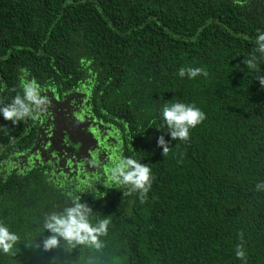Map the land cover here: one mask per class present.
I'll use <instances>...</instances> for the list:
<instances>
[{
    "label": "trees",
    "instance_id": "trees-1",
    "mask_svg": "<svg viewBox=\"0 0 264 264\" xmlns=\"http://www.w3.org/2000/svg\"><path fill=\"white\" fill-rule=\"evenodd\" d=\"M257 28L264 0H0V106L20 94L23 68L51 103L74 106L97 143L86 168H63L35 150L40 114L0 117V222L19 236L0 264H264ZM253 55L258 72L244 63ZM174 102L205 114L186 140L160 116ZM126 159L151 170L143 194L111 178ZM75 197L93 223L109 219L100 249L37 250L44 218Z\"/></svg>",
    "mask_w": 264,
    "mask_h": 264
},
{
    "label": "clouds",
    "instance_id": "clouds-1",
    "mask_svg": "<svg viewBox=\"0 0 264 264\" xmlns=\"http://www.w3.org/2000/svg\"><path fill=\"white\" fill-rule=\"evenodd\" d=\"M255 50L260 54V59H264V30L257 28L255 36ZM244 63L249 69L259 71L257 67V57L255 55L246 59ZM187 71L189 79L198 74L207 76V71L200 67L180 68L179 75L183 76ZM22 75L19 77L20 94L12 97L11 101L0 106V117L13 124L25 121L28 118L35 119L38 114L49 110L51 101L45 93V89L37 85L34 80L26 78L25 69H20ZM257 79L264 88V75H258ZM160 116L171 131L173 139L186 140L189 130L195 128L205 119V114L200 108L192 104L183 102L165 103L160 110ZM158 145L163 147V152L167 153L168 148L164 146V140L160 137ZM5 167L11 169L13 165L5 162ZM113 176L120 184H131L134 189H140L143 194L146 185L151 180V170L146 164H140L133 159L120 160L112 169ZM79 197L73 199L70 207H65L62 212L53 211L44 218L43 230H47L50 235L42 241L36 243L34 247L43 252H49L60 247L64 242V251L71 253L77 246H83L91 250H99L101 247L100 236L107 230L109 219L98 220L95 223L90 219L91 209L78 202ZM19 236L12 231L10 226L0 222V253L13 254L16 249ZM237 259L244 257L245 253L239 247L235 250ZM57 258H49V264H56ZM84 264H95L92 258L84 261Z\"/></svg>",
    "mask_w": 264,
    "mask_h": 264
},
{
    "label": "flooded vegetation",
    "instance_id": "flooded-vegetation-1",
    "mask_svg": "<svg viewBox=\"0 0 264 264\" xmlns=\"http://www.w3.org/2000/svg\"><path fill=\"white\" fill-rule=\"evenodd\" d=\"M2 94H3V91H2ZM65 108L69 109L70 110L69 114L75 117L72 113L74 106H70L69 104H66L65 102H58V101H56L54 104L51 103L49 110L40 114L39 124L41 126L39 130V138H38V142L36 143L35 150L41 153V157L44 160L55 159L57 162V165L60 167L65 168L68 165V160L70 159L69 163L71 162L70 165L74 169H78L79 166L86 168V165L88 164L90 165V160H91V157L88 151L93 146H96L97 143H94L93 141L90 140V142L85 144V146L82 149L83 150L82 152H80L81 150L79 149V147H77V144L74 147L71 146L72 144L70 142L69 135L71 133L73 134L72 129L75 127L76 123L78 121L82 123L83 121L77 117H75L76 121L73 124H71V122L64 123L62 120L58 121L57 112L60 109H65ZM62 124L67 125L66 130L58 131V128ZM83 124H84V130L86 131V124L85 123ZM85 133L89 138L92 137V134H90L89 132L86 131ZM80 136L81 135H79L78 137ZM58 138H62L63 141L66 142L68 146H70V149L72 150V152L68 151L69 153H65V150H68V148L62 151L57 150L55 146L59 144V142L57 141ZM83 140H84V137H83ZM85 149L86 151H84ZM82 163H84L85 165H82Z\"/></svg>",
    "mask_w": 264,
    "mask_h": 264
},
{
    "label": "rangeland",
    "instance_id": "rangeland-1",
    "mask_svg": "<svg viewBox=\"0 0 264 264\" xmlns=\"http://www.w3.org/2000/svg\"><path fill=\"white\" fill-rule=\"evenodd\" d=\"M70 110L69 109H60L57 114H58V117H57V120L58 121H63L64 123H70L73 124L75 123L76 119L75 117H73L72 115L69 114ZM62 122V123H63ZM66 124H62L59 128H58V131H62V130H66ZM73 126V125H72ZM73 131V134L71 133L69 135V139H70V142H71V146L74 147L76 146L77 144V147H79V149L81 150L80 152H82L83 150V147L85 146V144H87L88 142H90L91 138H89L87 135H86V131L84 130V124L83 122H77L75 127L72 129ZM82 132V134H81ZM79 135H81L80 137H78ZM84 137V140H83V137ZM78 137V138H77ZM59 142V144H57L55 146V148L57 150H64V149H67L68 148V151L69 152H72V150L70 149V146H68V144L66 142L63 141L62 138H58L57 140ZM86 151V149L84 150Z\"/></svg>",
    "mask_w": 264,
    "mask_h": 264
}]
</instances>
